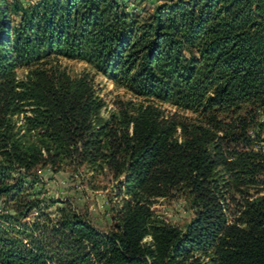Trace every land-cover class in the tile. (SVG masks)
<instances>
[{
	"label": "trees",
	"instance_id": "obj_1",
	"mask_svg": "<svg viewBox=\"0 0 264 264\" xmlns=\"http://www.w3.org/2000/svg\"><path fill=\"white\" fill-rule=\"evenodd\" d=\"M131 1L0 0V264H264V0ZM59 59L176 112L104 119ZM69 167L118 182L111 230L35 194ZM176 195L184 229L153 209Z\"/></svg>",
	"mask_w": 264,
	"mask_h": 264
},
{
	"label": "rangeland",
	"instance_id": "obj_2",
	"mask_svg": "<svg viewBox=\"0 0 264 264\" xmlns=\"http://www.w3.org/2000/svg\"><path fill=\"white\" fill-rule=\"evenodd\" d=\"M26 2V1H25ZM162 0H132L129 8L130 13L152 12ZM54 66L65 69L72 77H78L84 72L91 74L95 81L99 96L105 101L106 106L101 112L104 119L121 109V104L132 103L134 105H149L154 103L165 114H172L176 109L169 105L160 104L142 98H136L123 88L108 82L102 75H98L83 62L59 59L53 61ZM26 71H19V78L23 79ZM184 114V113H181ZM189 115V114H184ZM264 119V114L261 120ZM264 138V134H263ZM40 181L35 185L34 192L40 199L69 202L77 212L90 220L93 226L106 232L113 228V209L119 203L118 182L113 179L108 171L95 173L87 169L66 170L55 173L46 169L38 173ZM155 215L162 221L175 225L180 229L190 223L194 217L190 202L186 196L176 195L174 197L158 199L154 204ZM3 211V202L0 201V213Z\"/></svg>",
	"mask_w": 264,
	"mask_h": 264
}]
</instances>
